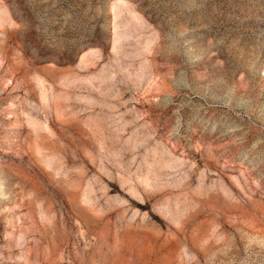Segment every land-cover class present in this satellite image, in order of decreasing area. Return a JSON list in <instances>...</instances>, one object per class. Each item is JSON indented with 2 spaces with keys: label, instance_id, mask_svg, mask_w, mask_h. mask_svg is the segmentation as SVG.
<instances>
[{
  "label": "rangeland",
  "instance_id": "1",
  "mask_svg": "<svg viewBox=\"0 0 264 264\" xmlns=\"http://www.w3.org/2000/svg\"><path fill=\"white\" fill-rule=\"evenodd\" d=\"M0 264H264V0H0Z\"/></svg>",
  "mask_w": 264,
  "mask_h": 264
}]
</instances>
